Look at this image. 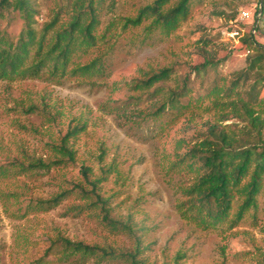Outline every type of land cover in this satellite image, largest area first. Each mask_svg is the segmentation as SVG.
I'll use <instances>...</instances> for the list:
<instances>
[{
	"label": "rangeland",
	"instance_id": "obj_1",
	"mask_svg": "<svg viewBox=\"0 0 264 264\" xmlns=\"http://www.w3.org/2000/svg\"><path fill=\"white\" fill-rule=\"evenodd\" d=\"M32 1L37 27L50 19L60 3ZM152 1L105 0L99 33L111 19L135 16ZM257 7L258 0H194L186 19L169 36L157 31L146 34L148 21L106 35L79 59L100 58L101 74L0 80V264H29L39 258L43 264H133L126 257H92L83 262L76 256L62 261L50 250L60 236L134 254L136 264H257L264 256V189L256 212L231 229L203 230L176 210L183 199L182 188L190 183V175L171 166L176 140L191 139L203 122L213 119L214 111L192 109L180 114L166 109L154 115L161 98L135 100L140 93L129 84L149 69L172 67L177 79L187 74L198 60L195 41L203 34L211 37L218 56L228 55L219 73L239 68L244 58L240 37L254 32ZM22 24L16 14L1 20V27L12 36ZM255 36L264 44V33ZM212 77H205L204 85ZM175 81L166 84L173 87ZM200 87L201 80H196L194 91ZM207 105L208 100L203 107ZM71 119L86 123L85 130L68 141L75 151L74 162L27 168L33 159L46 162L54 157L48 144L65 134ZM13 163H21L25 170L7 166ZM104 164L115 166L118 174H110L99 192L109 217L125 223L129 231L110 229L101 221L99 206L86 208L85 201L74 195L51 208L34 207L33 202L81 183L82 165L90 167L95 178ZM75 206H83L82 211Z\"/></svg>",
	"mask_w": 264,
	"mask_h": 264
},
{
	"label": "trees",
	"instance_id": "obj_2",
	"mask_svg": "<svg viewBox=\"0 0 264 264\" xmlns=\"http://www.w3.org/2000/svg\"><path fill=\"white\" fill-rule=\"evenodd\" d=\"M104 1L60 0L50 19L37 27L32 0H0V80L101 74L100 58L88 62L79 59L89 54L106 35L112 36L148 21L144 27L146 34L157 31L169 36L186 19L194 0H176L171 5V0H153L139 8L135 16L111 19L99 33ZM11 14H16L23 23L16 36L1 27V20ZM253 30L240 37L244 54L242 66L227 74L219 73L218 68L227 61L228 55L218 56L211 37L203 34L195 41L198 60L181 78L173 76L172 67H161L143 71L141 78L129 81L140 93L135 100L143 96L161 98L159 106L153 110L154 115L166 109L180 114L192 109L214 111L213 119L203 122L191 139L176 140L171 158L173 168L190 175V183L182 188L183 199L177 203L176 210L182 219L203 230L237 226L246 215L256 212L258 195L264 189V44L255 36L264 33V0H261V14ZM210 74H213L210 83L204 85L205 77ZM172 79L176 81L170 87L166 83ZM196 80H201V87L195 92ZM206 100L209 105L203 107ZM230 119L234 121L224 124ZM85 128L84 121L71 119L65 134L57 142L48 144L54 157L46 162L33 159L26 167L49 169L73 163L75 151L68 141ZM103 155L101 149L99 158ZM9 165L25 170L21 163ZM7 166H3V171H8ZM98 171L99 175L91 178V168L82 165L81 183L72 184L70 189L61 190L48 200L33 202L34 207L51 208L74 195L85 201L86 208L99 206L101 221L110 229L129 231L125 223L109 217L106 200L99 192L101 183L110 174H118L116 167L104 164ZM75 208L81 212L83 206ZM50 250L62 261L76 256L83 262L92 257L101 260L126 257L133 264L138 263L134 254L118 253L111 247L87 245L62 236L52 243ZM43 263L44 259L39 258L29 264ZM257 264H264V256Z\"/></svg>",
	"mask_w": 264,
	"mask_h": 264
},
{
	"label": "water",
	"instance_id": "obj_3",
	"mask_svg": "<svg viewBox=\"0 0 264 264\" xmlns=\"http://www.w3.org/2000/svg\"><path fill=\"white\" fill-rule=\"evenodd\" d=\"M260 14H261V0H259V12L257 14L256 21H258Z\"/></svg>",
	"mask_w": 264,
	"mask_h": 264
}]
</instances>
